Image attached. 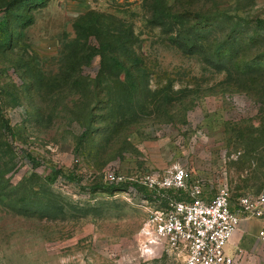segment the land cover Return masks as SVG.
<instances>
[{
  "label": "rangeland",
  "instance_id": "374dc122",
  "mask_svg": "<svg viewBox=\"0 0 264 264\" xmlns=\"http://www.w3.org/2000/svg\"><path fill=\"white\" fill-rule=\"evenodd\" d=\"M177 166L264 193V0H0V264H179L127 189Z\"/></svg>",
  "mask_w": 264,
  "mask_h": 264
},
{
  "label": "built area",
  "instance_id": "2783aa9c",
  "mask_svg": "<svg viewBox=\"0 0 264 264\" xmlns=\"http://www.w3.org/2000/svg\"><path fill=\"white\" fill-rule=\"evenodd\" d=\"M106 178L108 184L121 182L115 166L107 169ZM130 180L128 191L136 195V184L162 195L170 190L184 192L181 199L168 196L165 204L161 200L152 202L155 206L142 227L146 248L166 250L179 264H236L243 250L238 247L229 252L227 247L240 222L264 216V193L242 195L233 204L227 181L211 196L199 181L190 179L182 166L163 174L146 172ZM260 237L264 239V230Z\"/></svg>",
  "mask_w": 264,
  "mask_h": 264
},
{
  "label": "crops",
  "instance_id": "0c3cea01",
  "mask_svg": "<svg viewBox=\"0 0 264 264\" xmlns=\"http://www.w3.org/2000/svg\"><path fill=\"white\" fill-rule=\"evenodd\" d=\"M233 204H235V200H233ZM263 230L264 216L244 219L240 222L227 247L229 252L238 247L243 250V254L236 264H264V239L260 237V232Z\"/></svg>",
  "mask_w": 264,
  "mask_h": 264
},
{
  "label": "trees",
  "instance_id": "16d2710c",
  "mask_svg": "<svg viewBox=\"0 0 264 264\" xmlns=\"http://www.w3.org/2000/svg\"><path fill=\"white\" fill-rule=\"evenodd\" d=\"M176 42L181 46H188V44L184 43V41L183 42L176 41ZM239 44H241V42ZM194 48L201 50V51L204 50L202 45H196V47H194ZM237 49H239V51L235 52L236 55H234L233 50H237ZM237 49H229V47L227 45H223V46H220L218 49H216V54L220 57H224L226 54L234 56V58H235L234 60H236V62H238V61H240L239 59H241V57H242L243 48L241 46H239ZM4 127L10 132V127L5 121H4ZM112 186L117 187L119 185L112 184ZM136 186L139 190L141 199L161 200L162 204H165L168 196H173V197L181 199L182 197L180 195H184L183 191H173V190L167 191L166 193L164 192V195H162V193H159L155 189H149L146 186H142V185H138V184H136ZM113 187L108 186L106 188L111 189ZM127 189H128V186H127ZM240 196H242V195H239L238 197H240Z\"/></svg>",
  "mask_w": 264,
  "mask_h": 264
}]
</instances>
